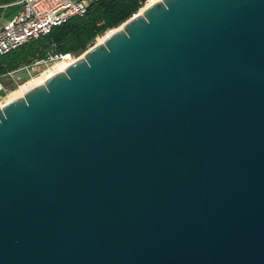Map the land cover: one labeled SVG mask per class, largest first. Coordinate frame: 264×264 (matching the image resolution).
<instances>
[{
	"label": "water",
	"instance_id": "1",
	"mask_svg": "<svg viewBox=\"0 0 264 264\" xmlns=\"http://www.w3.org/2000/svg\"><path fill=\"white\" fill-rule=\"evenodd\" d=\"M120 25L0 104V264H264V0Z\"/></svg>",
	"mask_w": 264,
	"mask_h": 264
},
{
	"label": "trees",
	"instance_id": "2",
	"mask_svg": "<svg viewBox=\"0 0 264 264\" xmlns=\"http://www.w3.org/2000/svg\"><path fill=\"white\" fill-rule=\"evenodd\" d=\"M144 1L92 0L83 15L70 16L65 22L51 27L47 34L0 55V77L35 59L45 58L49 50L69 55L85 51L96 37L137 13Z\"/></svg>",
	"mask_w": 264,
	"mask_h": 264
},
{
	"label": "built area",
	"instance_id": "3",
	"mask_svg": "<svg viewBox=\"0 0 264 264\" xmlns=\"http://www.w3.org/2000/svg\"><path fill=\"white\" fill-rule=\"evenodd\" d=\"M92 0H20V11L11 20L0 24V55L20 45L47 34L51 27L65 22L70 16L83 15ZM145 0L142 4L153 3ZM151 3V4H152ZM68 54H58L53 50L46 52L43 59H35L30 64L8 72L24 71L28 75L39 70L47 63L62 60ZM1 85V84H0ZM1 89V86H0Z\"/></svg>",
	"mask_w": 264,
	"mask_h": 264
},
{
	"label": "bare ground",
	"instance_id": "4",
	"mask_svg": "<svg viewBox=\"0 0 264 264\" xmlns=\"http://www.w3.org/2000/svg\"><path fill=\"white\" fill-rule=\"evenodd\" d=\"M155 1H158V0H154L153 2H155ZM151 3L152 2H150V3L148 2L145 5L141 6L139 8V10L137 11V14H141L145 10V8L148 7ZM121 28H122V26L120 25L119 27L107 30L103 35L98 36L96 38V44L103 43L108 35H110L115 30L121 29ZM74 60L75 59H72V57L69 54L66 55L62 60L55 63L48 70L42 72L41 74H39L35 77L30 78L29 80L24 82L22 85H20L19 88H17V90H15L14 92L11 93L9 101L12 99L18 98V97H22L24 95V93H26L28 90H30L31 88H33L37 85L42 84L48 77H50L54 73L59 72L61 69L65 68L68 64H70ZM0 104L2 105L4 103H2L0 101Z\"/></svg>",
	"mask_w": 264,
	"mask_h": 264
},
{
	"label": "rangeland",
	"instance_id": "5",
	"mask_svg": "<svg viewBox=\"0 0 264 264\" xmlns=\"http://www.w3.org/2000/svg\"><path fill=\"white\" fill-rule=\"evenodd\" d=\"M96 38L93 44H96ZM82 53L83 52L78 53V54H70V56L72 57V59H75L79 57L80 55H82ZM57 62L58 61L47 63L46 65H43L39 70H37L36 72L30 75L23 73L24 71L22 70V71L14 72L12 75H9V76L0 77V84H1L0 101L2 103L8 102L10 99L11 93L17 90V88H19L20 85H22L24 82H26L30 78L35 77L41 74L42 72L48 70L51 66H53Z\"/></svg>",
	"mask_w": 264,
	"mask_h": 264
},
{
	"label": "crops",
	"instance_id": "6",
	"mask_svg": "<svg viewBox=\"0 0 264 264\" xmlns=\"http://www.w3.org/2000/svg\"><path fill=\"white\" fill-rule=\"evenodd\" d=\"M20 0H0V24L14 18L20 11Z\"/></svg>",
	"mask_w": 264,
	"mask_h": 264
}]
</instances>
